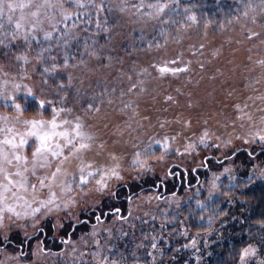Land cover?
<instances>
[{"label":"trees","instance_id":"trees-1","mask_svg":"<svg viewBox=\"0 0 264 264\" xmlns=\"http://www.w3.org/2000/svg\"><path fill=\"white\" fill-rule=\"evenodd\" d=\"M236 2L202 5L198 11V20L210 21L216 28L220 27L219 31L228 30L226 27L232 22L229 20L238 23L245 19L248 23L242 25L250 27L243 29L242 25H236L234 33L239 27L243 30L232 35L233 39H226L223 53L216 60L208 61L211 64L207 66L204 52L214 51L206 41L197 44L183 37V34H195L191 16L189 25L182 17H168L163 13L156 14L159 20L156 16H145L146 12L135 18L130 13L127 16L128 4L120 6L119 0H0V22L4 21V70L12 71L28 84L39 77L41 80V93L33 99L21 100L24 115L49 118L51 108L71 111L72 114H66L82 119L83 129L90 134L98 130L103 134L101 127H95L96 120L102 118L105 125L120 131L121 135H129L130 145L134 147L140 143L138 138L143 132L138 121L131 120L139 109L136 100L140 98L144 99L141 109L153 110L162 130L154 132L141 149L134 147L126 151L129 157L124 155L127 159L122 163L119 154L113 157L115 162L110 154L109 161L115 169L122 164L124 168H132L134 174L133 177L121 174L125 179L117 182L111 196L104 197L97 207L78 206L73 196L77 190L73 189V194H68L64 202L68 204L72 200L70 206L56 211L52 205H47L53 198L48 196L50 191L45 186L41 195L32 200L31 210H26L24 220L31 219H22V228H15L8 239L0 237V257L2 249L10 247L11 253L19 254V264L31 263L37 243L44 260L34 264H238L243 250L256 245L264 260V176L250 173L253 159L247 162L244 174H236L219 184L218 195L197 196L193 191L201 183L199 171L204 170L203 167L196 166L195 162L187 166L181 158H176L180 156L177 154L185 155L188 146L177 143L176 132L162 129L171 116L179 118L178 125L182 126L200 122L188 145H194L192 152L200 153L198 158L207 168L240 156L245 161L248 157L257 159V164L264 165V127H239L245 135L241 143L231 142L222 147L220 141H226L228 132L236 129L233 125L236 121L224 107L216 109L207 99L202 101L199 89L191 90L200 88L209 76L213 80H228L231 76L227 81L231 86L236 77L226 72V68L232 67L230 63L236 58L230 44L247 43L248 48L253 49L258 41L257 29L264 26V10L253 8L247 0ZM20 4L25 6L20 7ZM25 9L38 13L33 22L41 21V28H26L27 42L18 46L16 40L21 31L16 20ZM43 15L45 21H42ZM149 51L155 53L154 59L139 58L140 53ZM243 65L246 73L233 89V99L242 95L241 87L247 79L251 88L253 80L264 74V57L253 56ZM207 70L210 74L205 73ZM229 90L230 87L222 90L225 105L230 101ZM244 94H255V104L247 95L234 102L238 109L234 119L239 125L245 115L262 111L264 107V92L251 88ZM161 95L165 100L162 104L159 103ZM258 98L263 102L258 103L259 106ZM250 104L253 106H248ZM176 106L182 107L183 114L177 115ZM262 116L264 113L259 114ZM178 125L177 128L182 129ZM221 126L231 127L228 131L222 129L220 134ZM248 132L251 134L247 136ZM94 137L93 148L101 147L104 140L96 134ZM99 155L97 159L105 161L104 156ZM161 157L165 158L162 159L167 169L170 168L167 181L136 170L147 158L158 160ZM153 194L155 198L149 201V208L133 203L136 196L152 197ZM32 212L37 215L32 217ZM38 217L41 222L34 228L32 218ZM111 219L116 221L112 232H97L85 245L84 254L80 257L66 254L72 241L90 235L92 229ZM99 250L103 253L99 258L88 256V253L99 254Z\"/></svg>","mask_w":264,"mask_h":264},{"label":"rangeland","instance_id":"rangeland-1","mask_svg":"<svg viewBox=\"0 0 264 264\" xmlns=\"http://www.w3.org/2000/svg\"><path fill=\"white\" fill-rule=\"evenodd\" d=\"M234 1H238L236 3L240 4L241 0H119V5L121 6L122 3L123 5L128 4L126 5L127 8H125V10L128 11L127 16H129L130 13L135 18L136 16L138 17L139 13L144 14V12H146L147 14L145 16L154 18L156 16L159 20L160 17L156 14L163 13V15L167 14L166 16L168 17L172 15H177L179 18L182 17L188 22L187 25H189V16H191V23L194 24V28L191 27V29H194L195 34L192 36H185L183 34L184 40L186 39L187 42L197 44L206 41L205 43L207 46L214 51H205L206 53L204 52L203 57L206 58L207 61L205 63H208L207 66H209L211 63L208 61L216 60V58H219V55L225 50L224 41H226V39L228 40L230 37L233 39L234 35H237L243 29H249L250 27H244V25L248 23V21L245 19H240L238 23H236L235 20H229V22H232H230V24H228L226 27L228 30L219 31L220 27L216 28L210 21H205L202 18L198 20V11L203 8L202 5L215 6L222 2L233 5ZM247 2H250L253 8L264 10V0H247ZM37 14V12H30V9H25L24 13L19 16L20 18L16 20V24L20 25L19 28L21 31L18 39L16 40L18 42V46L22 44L24 45L27 42V37L25 35L27 33L26 28L30 30H40L41 21L33 22L36 19ZM151 14H153V16ZM200 16H202V13ZM42 18V21L46 20L45 15H43ZM242 23H244V25H242ZM236 25H242L241 27L243 29L239 27L237 33H234ZM257 30L260 33V37L253 49L248 48L249 46L247 43L230 44L233 49L232 53L236 58V60H233L232 63H230L232 67L230 66L229 68H226V72L232 73V76L236 77L233 78L234 83L231 86L227 85V81L231 79V76L228 80H219L217 78L216 80H213L210 78L211 76H209L203 81L204 83L200 88H191V90L196 91L199 89L203 96L202 101L207 99L208 104L213 105L216 109L224 107V110L227 111L228 115H230L232 119L236 121V123L233 124L236 129H234V131L228 132L229 134L226 137V141H220V143L223 144L222 147H226L227 145L229 146V143L231 142L241 143L245 135L240 131L239 127L241 128L242 126H250L256 129L264 127V116L259 117V114L264 113V107H262V111L248 113L247 117L245 115V119L241 121V125H239L237 119H234L235 115L238 116V109L236 110L234 107L235 103L238 101V98H242V95H244L245 98L248 96L250 99H253L254 105V98L256 95L250 94L249 96L244 93H247V91H249L251 88H255L257 91L264 92V74L262 77L257 76L253 80L251 88L249 80L247 79V82H245L241 87L242 95H239L234 99L232 97L233 89L238 84V82H241L240 80L244 78L246 73V66L243 65L244 62L250 60V58L256 55L259 58L264 57V26H260ZM223 36L226 37L223 38ZM220 45L222 47H219ZM154 54V52L152 54L150 51L149 53H140L139 58L146 57L154 59ZM4 57V21H2L0 22V237L3 240L4 238L8 239V237L13 234L14 230H16L15 228H18L19 226L22 228V219H25L27 214L26 210H31V203L33 202L32 200L38 198L41 195V192L45 186L50 191V195L48 194V196L53 198V202L51 201L47 203V205H52L53 209H56V211H63L61 209H65L70 206L72 200L68 204H65L64 202L66 196L74 191L73 189L77 190L73 196L75 198L74 201L78 204V206L84 205L86 207L92 208L102 204V202L105 200L104 197L107 195L111 196L110 194L112 192V187H115L117 182L123 181L125 179L121 174H124L127 177H133L134 174L132 168H124L121 166L122 164L118 168L119 171L122 172H119L117 168L115 169L109 161L110 154L112 155V162H115L113 161V157L115 158V156H118L119 154V158L122 163L123 159H127L129 157L128 154L125 153L126 151L129 152V150L135 149L134 147H136L137 150L141 149L145 146L146 140L153 136L154 132L160 130V125H158L159 123H157V119H155L156 116H154L153 110L151 112L150 109H145L144 107L141 109V106L144 105V99L137 98L136 101L138 105L136 108L139 107V109L136 110L137 113L134 112L135 118L132 117L131 120L133 122L137 120L138 125L143 127L142 136L138 138L140 143L137 146H131L129 142V135L126 133L121 135L120 131H116L114 128L105 125L104 120L100 118L96 120L98 125L95 127H101L100 130L103 134H100L98 129L97 130L99 134L98 132H95V134L97 138L101 137L102 140H104V144L102 143L100 145L101 147L93 148L94 146L92 144L96 138L94 137V132L91 134L87 131L85 132L82 127V119L76 118L74 114L67 115L68 113L72 114L71 111L51 108V110L48 111L51 112V117L49 118H41L40 116L39 118L27 117L22 113V108L24 105L22 103L23 98L33 99V97H36L38 93H41V80L39 77V79L37 78L34 81H30V84H28L26 80L16 77L12 71H5ZM240 69L242 72H240ZM209 70H207L205 73L210 74ZM217 70L221 71L219 69ZM247 83L249 86L246 85ZM227 87L231 88L228 93L230 95V101L228 105H225L221 95L223 94L222 90L226 89ZM162 95L159 97L160 104L164 103L165 101ZM258 103L260 104L263 102L258 98L257 105L259 106ZM217 105H219V107H217ZM253 105L250 104L248 106ZM149 108H152V106ZM176 108L178 110L177 115L179 113L183 114L182 111H180L182 110V107L176 106ZM198 108L199 107L197 106L196 109ZM194 112L198 111L195 110ZM205 112L212 113L211 110H206ZM239 116H241V114H239ZM216 118H219V116H216ZM178 119L179 118L174 116L169 117L162 129L166 128L170 129L172 132H176L175 137L177 143H183L184 146H188L186 154H177L180 156L176 158H181L187 166H189L191 162H195L196 166H201L204 169L199 171L201 175V180L199 181H201V183L193 191L194 195L200 196V194L203 193L208 194V196L218 195L219 184L225 179L234 178V175L236 174H244L247 170V162H250L252 159L253 165H251L249 168L250 173H253V175L264 176V165L257 164V159L249 157L247 158V161L244 160V157L240 156L234 159L222 161L221 163H214L210 165L209 168L203 166L202 160L198 158V154L200 153L192 152L194 145H191L190 147L188 145V140H192V137L194 138L196 134L195 132H197L199 128L200 122H191L188 124V126H182L178 125ZM34 122L36 123V128L32 127ZM53 123L55 124V127H53ZM77 125H79V127H77ZM125 125L126 124L124 121L123 126ZM177 125L182 129L179 130ZM230 127L231 126L224 128L221 126L218 132L221 134L224 130L228 131ZM31 131H36L37 136L28 135V133ZM45 133L50 136V140L48 141L50 150L44 152L41 156L34 160L32 154L40 146L38 136ZM53 133H55V135ZM60 133H64L66 135H59ZM246 134L248 136L251 133L248 132ZM21 139L26 140L27 143H25L22 147H19ZM6 140L11 141V144H6ZM69 141H71V143H69ZM13 144L17 145L18 147H12ZM82 144L86 145V147H81ZM57 145L59 147H57ZM182 149L185 150V148ZM52 151L58 152L59 155L55 157L52 156ZM99 154L104 156L105 161L102 159L100 162L97 159V156L100 159ZM16 155H19L22 158L19 162L15 159ZM124 155L127 156V158H125ZM162 158L165 159L164 157H161L158 160H151L150 158H147V160L144 161L140 167L136 168V170L148 173L150 175H155V177H158L162 182L167 181L168 178H166V174L169 172L170 168L167 169V163L163 161ZM8 161H11V163H8ZM178 161L179 160L176 162ZM41 164H43V167L40 166ZM17 172H19L20 175H16ZM5 176L8 178L5 179ZM9 181L12 183H9ZM41 181H43V185L41 184ZM71 184L73 187L70 186ZM6 189L8 190L6 191ZM154 198V194L152 197L151 195H145L144 197L136 196L133 203L140 206L147 205V208H149V201L153 200ZM181 199L182 197L180 196L179 200ZM170 200L172 199L170 198ZM38 201L40 204L39 199ZM108 202L105 201V203ZM45 203L46 202L44 201V204ZM134 204L132 205L134 212L136 213L137 209L134 208ZM35 215H37V213L32 212V217ZM29 218L31 219V217ZM29 218L24 221H28ZM113 218H116V216ZM32 219V223L35 225V228L41 222L40 217ZM114 222L116 223L115 219H111V222L102 223L99 225V227L92 229L90 235L86 233L87 235H83L81 238L72 241V243H70V245L67 247L66 254L73 257H80L86 251L87 248H85V245L89 244L90 238H92L94 235L96 236L97 232L103 230L104 232L107 231V233H111L112 226L115 224ZM9 248L10 247L2 249L3 251L0 257V264H19V254L17 255L15 253H11L12 250ZM245 250H247V254H245ZM89 254L93 257L96 256L99 258L103 253H101V251L99 254L95 252L88 253V256H90ZM41 259L44 260L43 255L39 253L38 244L35 243L33 247V261L31 263L27 262L25 264H34L39 262ZM238 264H264V260L262 256L258 254L257 246L249 245L243 250Z\"/></svg>","mask_w":264,"mask_h":264},{"label":"snow or ice","instance_id":"snow-or-ice-1","mask_svg":"<svg viewBox=\"0 0 264 264\" xmlns=\"http://www.w3.org/2000/svg\"><path fill=\"white\" fill-rule=\"evenodd\" d=\"M24 6H25V5H21L20 7H24ZM8 7H9V8H13V5H8ZM162 71H164V70H162ZM32 127H33V128H36V123H35V122L33 123ZM53 127H55V124H54V123H53ZM77 127H79V125H77ZM53 134L55 135V133H53ZM28 135H31V136H37V132H36V131H31V132L28 133ZM59 135H66V134H64V133H60ZM38 140H39L40 146H39V147L36 149V151L32 154L34 160H35L36 158H38L39 156H41L44 152L50 150V149H49V146H48V141L50 140V136H49L47 133H45V134H43V135H39V136H38ZM5 143H6V144H11V141H7V140H6ZM25 143H27V141L24 140V139H21L19 147H22ZM69 143H71V141H69ZM12 147L15 148V147H18V146L15 145V144H13ZM57 147H59V146L57 145ZM81 147H86V145H83V144H82ZM51 155L55 157V156L59 155V153L56 152V151H52V152H51ZM15 159H16V161L19 162L22 158H21V156L16 155V156H15ZM25 162H26V161H25ZM8 163H11V161H8ZM40 166L43 167V164H41ZM16 175H20V173L17 172ZM53 175H54V174H53ZM7 178H8V177L5 176V179H7ZM9 183H12V182L9 181ZM41 184L43 185V181H41ZM33 187H34V186H33ZM7 190H8V189H6V191H7ZM245 254H247V250H245Z\"/></svg>","mask_w":264,"mask_h":264}]
</instances>
